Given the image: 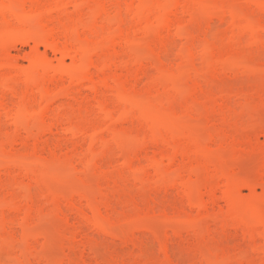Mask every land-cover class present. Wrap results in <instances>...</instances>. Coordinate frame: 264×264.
I'll use <instances>...</instances> for the list:
<instances>
[{"label": "rangeland", "instance_id": "374dc122", "mask_svg": "<svg viewBox=\"0 0 264 264\" xmlns=\"http://www.w3.org/2000/svg\"><path fill=\"white\" fill-rule=\"evenodd\" d=\"M0 264H264V0H0Z\"/></svg>", "mask_w": 264, "mask_h": 264}, {"label": "bare ground", "instance_id": "6f19581e", "mask_svg": "<svg viewBox=\"0 0 264 264\" xmlns=\"http://www.w3.org/2000/svg\"><path fill=\"white\" fill-rule=\"evenodd\" d=\"M33 36H34V35H33ZM33 36H30V37H29V36L27 35L28 38H24V37H26V36H24L23 38H22V36H21V37H20V36H16V37L13 39L12 47H16V44H20V45H21V44H22V45H23V44H28V42H29L30 40H33V41L35 40V41H36L37 38L35 37V39H34ZM31 37H32V39H31ZM33 41H32V43L35 44L36 42L34 43ZM37 41H38V39H37ZM36 44L38 45V42H37ZM37 45H35V47H37ZM61 51H62V50H61ZM72 53H73V52H72ZM67 54H69V53L67 52ZM63 55H64V54H63ZM73 55H74V54H73ZM64 56H65V55H64ZM64 56H63V57H64ZM70 56L73 57L71 54H70ZM60 57L62 58V56H60ZM62 60H63V58H62ZM250 186H252V185H247V188H250Z\"/></svg>", "mask_w": 264, "mask_h": 264}]
</instances>
